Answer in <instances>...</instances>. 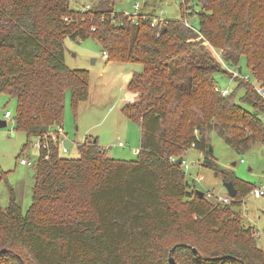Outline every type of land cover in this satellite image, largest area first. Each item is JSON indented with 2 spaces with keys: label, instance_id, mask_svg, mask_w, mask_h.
<instances>
[{
  "label": "trees",
  "instance_id": "trees-1",
  "mask_svg": "<svg viewBox=\"0 0 264 264\" xmlns=\"http://www.w3.org/2000/svg\"><path fill=\"white\" fill-rule=\"evenodd\" d=\"M179 9L177 20L140 12L132 22L113 7L0 0V95L16 101L15 129L40 140L28 210L12 189L0 206V264H264L235 210L257 187L220 169L209 152L212 133L237 155L264 142V99L236 77L237 103L215 81L223 63L238 71L243 58L250 82H264V0H179ZM66 39L94 41L109 63L142 65L123 108L141 130L136 161L108 158L97 139L78 144L75 159L59 156L49 132L62 126L66 95L73 111L89 98V72L65 65ZM192 148L203 167L232 182L230 204L188 190L172 159Z\"/></svg>",
  "mask_w": 264,
  "mask_h": 264
},
{
  "label": "rangeland",
  "instance_id": "rangeland-1",
  "mask_svg": "<svg viewBox=\"0 0 264 264\" xmlns=\"http://www.w3.org/2000/svg\"><path fill=\"white\" fill-rule=\"evenodd\" d=\"M138 3L140 10L135 11ZM147 3V5H144ZM112 0H69L73 11H81L83 7L91 10H111L118 12L150 14L157 19L177 20L181 18L179 0H120L112 5ZM194 9L199 11V7ZM138 13V14H139ZM197 27V19L193 18ZM65 65L69 69H82L89 72V98L80 103L76 111L71 109L70 96L66 95L62 119L63 134L59 138V156L65 159L77 158L78 144L97 139L98 146L106 152L108 158L121 161H136L141 145V130L137 122L130 120L123 112L125 97L130 76L140 74L143 67L138 63H109L102 56L100 47L92 40L75 43L66 39ZM220 58L219 51L212 50ZM94 61V62H93ZM223 63V61H222ZM226 73L215 75L216 86L220 90L235 92V100L243 95V90H236L231 71L223 63ZM241 73L247 75L244 59L240 62ZM231 76V79H230ZM264 86V82H258ZM16 101L6 94L0 95V206L6 209L9 191H14L16 202L25 213L31 205L32 188L38 162L39 138L28 137L25 132L15 129L14 115ZM10 114L9 118L5 113ZM264 125V116L261 117ZM212 148L211 158L217 166L231 171L234 176L251 185H264V142L257 141L243 155H237L215 133L209 136ZM113 144V142H115ZM122 143L124 147H119ZM20 160L28 165L22 166ZM187 167L181 166L191 190L213 193L216 197L227 196L222 181L215 177L212 170L203 167V154L190 149L183 156ZM202 177V179H201ZM242 219L245 228H252L258 247L264 252V196L255 198L250 193L243 199L239 208L235 209Z\"/></svg>",
  "mask_w": 264,
  "mask_h": 264
},
{
  "label": "built area",
  "instance_id": "built-area-1",
  "mask_svg": "<svg viewBox=\"0 0 264 264\" xmlns=\"http://www.w3.org/2000/svg\"><path fill=\"white\" fill-rule=\"evenodd\" d=\"M134 9L135 11H138L140 10V6L138 3H135L134 4ZM138 13L139 12H135V13H127V12H123V15L125 16H128L129 19L132 21V22H135L138 18ZM144 20H145V17H142ZM114 19L111 20V22H113ZM155 22V20H154ZM154 24V23H153ZM185 25L187 26H190V24L186 21L185 22ZM102 56L103 58L106 60L107 59V54L105 52H102ZM233 76V78H236V77H240L242 80L248 82L252 87L253 89L256 91V93L264 99V86L256 83V82H250V75L247 74V75H243L242 73H238V71L236 70H233L230 72ZM216 90L218 92L221 93L222 96H227L229 94V91L227 89H224V90H220L218 88H216ZM5 117L6 118H9L10 117V114L8 112L5 113ZM63 134V129H62V126H57L55 127L54 129H51V131L49 132V136L51 138V140L56 143L59 147V138H60V135ZM118 146L119 147H124V145L122 143H118ZM40 148V143H39V146H38V149ZM172 161L176 162L175 159H172ZM20 164L22 166H27L28 163L25 161V160H20ZM181 165L184 166V167H187L186 163L183 161V158H182V161H181ZM202 179V177H201ZM250 194L252 196H254L255 198H262L264 196V185L260 186V187H257L255 188L254 190H252L250 192ZM206 197L208 199H211L213 201H215L216 203H220V204H224V205H228L232 202L233 199H231L230 197L228 196H225V197H216L213 195V193H206Z\"/></svg>",
  "mask_w": 264,
  "mask_h": 264
},
{
  "label": "water",
  "instance_id": "water-1",
  "mask_svg": "<svg viewBox=\"0 0 264 264\" xmlns=\"http://www.w3.org/2000/svg\"><path fill=\"white\" fill-rule=\"evenodd\" d=\"M192 23H193V21L190 20L189 24H192ZM238 73L239 74L241 73V70L240 69L238 70ZM5 125H6L5 122H1V124H0L1 127H4ZM115 143L116 142H114V144ZM209 152L212 153V148L210 146H209ZM181 161H182V157L178 158L175 163L177 165H179V164H181ZM32 175H34V173H32ZM185 185L188 186L189 185L188 182H185ZM222 185H223V188L226 190L227 196L230 197L231 199H234L236 197V195H237V190L233 186L232 182L222 181ZM195 194L197 196H199V197H203V195H204L203 192L198 191V190H195ZM192 251H193L194 254H197L196 249L193 248ZM6 252L7 251L3 249V250L0 251V254H4ZM169 262H170V264H175V261H174V259L172 257L169 258Z\"/></svg>",
  "mask_w": 264,
  "mask_h": 264
},
{
  "label": "crops",
  "instance_id": "crops-1",
  "mask_svg": "<svg viewBox=\"0 0 264 264\" xmlns=\"http://www.w3.org/2000/svg\"><path fill=\"white\" fill-rule=\"evenodd\" d=\"M144 5H147V3H145ZM144 14H145V13H144ZM140 74H141V73H140ZM134 75H138V74H136V73L131 74L129 82L132 80V78L134 77ZM125 105H126V103H125ZM115 142H116V141H115ZM113 144H114V142H113ZM77 156H78V154H77ZM255 236H257V235H255Z\"/></svg>",
  "mask_w": 264,
  "mask_h": 264
}]
</instances>
